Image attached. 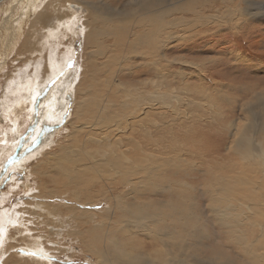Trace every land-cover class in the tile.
<instances>
[{"label":"bare ground","instance_id":"6f19581e","mask_svg":"<svg viewBox=\"0 0 264 264\" xmlns=\"http://www.w3.org/2000/svg\"><path fill=\"white\" fill-rule=\"evenodd\" d=\"M13 1L15 5L18 2V0ZM21 3L20 6L24 10L21 12L24 13L21 15L23 18L18 15L21 19V21L16 19L19 24L15 21V26L9 28L10 33L15 31V36L12 38L15 39V42H12L14 47L18 42L17 39L21 38L19 36L21 28L26 27L27 24L28 27L19 47L11 52V60L7 58L10 63L2 77L7 79L6 87L10 88L9 95L12 98L0 102V123L9 121L13 126L10 130L11 134L18 133L20 127L17 121L23 114L28 116L33 112L31 104L36 99L34 98L36 93H40L57 73L65 72V77H61L62 88L54 91V97L57 102L59 101L58 106L61 111L63 107H69L66 104L72 103L74 95L75 123L71 128L70 140L67 145L52 147V153L47 160L39 162L34 168L42 171L50 169L58 175L62 187L70 189L71 200H59L60 202L57 200L56 203L47 199L24 200L14 203L10 209H4L0 213V257H5L1 264H7L9 260L13 263L15 260H21L36 264H51L52 262L46 261L48 258L45 260L42 257H35L39 253L47 256L53 253L49 247L55 242L47 240L45 233L47 230L54 234L56 231L63 233V229L67 228L72 229L67 232L72 234V241L79 246L80 254L90 255L92 264H202L196 259L201 256L197 238L198 232L204 225L201 222V214L194 211L196 203H192L190 198L194 194L200 197L206 194L205 196L210 197L209 207L215 208L214 203L219 206H232L225 198H233L234 186L244 189L248 196L257 202L253 212L255 217L251 215L255 219L252 220L249 216L243 217L244 215L238 213L237 218L242 217L240 222H243L222 240H233L234 236L235 245L248 247L258 242L260 238L259 236L255 238L254 233L257 228L263 231L261 222L264 218V199H262L264 198V159L260 160L264 158V113H258L256 106L250 107L251 100L242 113L239 111V115L250 113L251 118L246 123L236 121L232 115L224 117V114L220 116L211 113L210 117L203 118L190 115V110L204 107L205 103L209 104L216 99L221 101L225 97L219 94L214 96L210 94L209 97L205 94L206 88L202 85L190 88L188 84H183L182 87H187V91H184L185 88H179L184 93L178 92L180 89L171 86L169 84L171 73L168 69L173 60L169 55L172 48L168 44L178 37L177 34L171 35L172 27L207 24L218 25L219 28L223 25L244 27L245 23L253 25L254 20L263 23L264 9L256 12V8L264 5V1L251 3L249 0H42L38 9L37 0H26L25 3ZM11 7L12 5L9 11ZM20 9L22 8H19V11ZM61 9L67 11L66 16L69 21L64 22V17H56L63 14ZM185 9H191L195 16L189 19L180 18L174 23L169 21L171 14L181 13ZM19 11H16V14ZM28 14H31L32 18L24 23ZM4 21L7 22V28L11 22H14L6 19ZM55 26H58L56 30H54ZM76 28L79 29V36H82L85 51L83 49L80 53L81 63L75 62L77 68L68 71L67 67L73 56V50L68 45L70 40L66 44L68 51L65 50V55L62 60L59 59L60 61L57 60L58 48L56 49L52 43L65 38L63 37L65 31L74 36ZM230 30L232 31L231 27ZM180 36L184 39L188 36L194 37V34ZM43 39L49 46L46 69L42 70L39 61L37 71L30 77H24L22 84L12 82L13 78H8L11 68L18 72L20 70L18 64L21 60L29 58L33 53L40 57L44 50ZM107 39L111 42L107 50L109 53L113 52L106 56L107 50L102 44ZM4 57L0 48V64H4ZM233 58L238 66L242 65L239 56L233 55ZM116 63L118 65L113 68ZM184 64L196 68L197 80L203 78L200 70L204 66L190 61ZM227 67L230 70L231 66ZM123 71L126 74L135 73L136 80L133 83L121 82L123 78L120 79V74ZM36 73L41 75L40 80H37ZM142 77L143 79L139 80ZM3 79L1 80L4 81ZM194 91L199 95L195 96ZM29 97H32L33 101ZM135 97L137 98L129 101ZM241 97L243 99V96ZM93 103H105L110 109L102 106L95 108ZM171 113L179 117L172 118L169 121L172 123L169 124L167 122ZM60 115V119H63V112H60ZM223 122H228L227 128L223 127ZM244 134H251L245 144L241 141ZM157 135H161L163 140L161 141L159 137L156 139ZM63 142L65 143V140ZM212 149H214L212 153L228 152L233 162L229 168L236 173L240 171V176H235L234 173L230 176L217 175L216 188L208 189L206 192L201 189L199 194L195 192L196 188L192 184H190L192 187L189 183L187 185L184 179L198 172L200 169L198 165L205 161L199 156L207 154L206 152ZM240 152L246 155L243 157ZM256 180L260 183L258 182L256 189H252L251 185ZM200 181L199 185H203V181ZM123 184L128 189L124 187L125 190ZM207 185L212 187L211 181ZM103 187L109 189L105 191ZM92 190L96 191L98 196L110 200L105 210L94 212L87 210V205L78 206L69 203L71 201L76 203L79 198H90V194L86 192ZM103 192L104 196H102ZM149 192H154L158 196L174 194L176 198L173 199L180 210L173 209L169 198L160 200L138 198ZM220 198H223L221 202H219ZM240 205L245 204L240 203ZM24 206L29 210L30 216L27 226L22 221V215L16 211L18 207ZM236 206L233 203L234 209ZM79 210L83 212L80 213ZM209 210L218 214L221 211L225 217L230 216L222 209ZM191 217L194 218L190 222L191 232L188 236L189 244L186 246L183 228L176 231L172 225ZM237 218H232L233 221L230 222L217 220V223H213L217 227L233 228V223L239 221ZM204 222L208 228H212V222L208 218ZM11 231H14L13 237L9 235ZM201 234L207 241L215 242L217 239L213 233L203 231ZM246 235L250 236L249 241L246 240ZM116 237L120 242L116 241ZM17 238L21 240V247L17 244L11 245L14 239V244L16 241L20 243ZM16 248L33 253L29 257L21 255L16 253ZM173 248L182 249L180 255L175 256ZM183 254H186L185 257L182 256ZM229 256L225 255L224 264H227L226 259ZM215 257L216 261L221 259L220 256ZM258 264H264V254L261 255Z\"/></svg>","mask_w":264,"mask_h":264},{"label":"rangeland","instance_id":"374dc122","mask_svg":"<svg viewBox=\"0 0 264 264\" xmlns=\"http://www.w3.org/2000/svg\"><path fill=\"white\" fill-rule=\"evenodd\" d=\"M20 1L25 3L26 0L24 1L18 0V2L15 1L17 3L16 5L13 4L14 3L13 0H0V35H1L0 48L3 51V55L5 56L4 57L5 59H3L4 64L3 63L0 64V66L2 65V70H0V73L2 72L0 75V102L3 99L10 100L12 98L9 95L10 88L6 87L8 86L7 79L2 76H4V74L6 73V70H7L6 67L9 66L10 60L12 58L10 56L11 52L15 51L19 47L23 34L27 30L26 27H28V24H27L26 27L21 28L20 30L21 35H19L21 38L17 39L18 42L16 41L17 43L14 47L13 46L14 43L12 42L13 41L15 42V39L12 40V38H14L15 36L14 35L15 31L12 32L13 37H11L12 33L10 32H11V29L13 28V25L15 26L17 20L20 18L21 19L23 18L21 15H23L24 13H21V12H23L24 10H23V7H21L22 3ZM41 1L42 0H37V9L39 8V4L41 3ZM43 1H47V0H43ZM249 1H251V3H256L259 0H249ZM10 5H12V7H11V10L9 11ZM19 8H22V9H20L19 11ZM260 9H264V5H261L258 8H256V12H258ZM16 11H19V13L16 14ZM61 11L63 12V14H60L56 17L58 18L64 17L63 19L64 22L69 21V18L66 16L67 11L63 9H61ZM18 15H20L19 16L20 18H18ZM193 16H195V13L191 9H185L181 13L171 14V18L169 21L174 23L180 18L189 19L190 17H193ZM31 18H32V15L28 14L24 19V23H27ZM4 19H6V21L8 20V21H14V22L16 21V22L15 23L11 22V24L7 28V22H5ZM21 19L18 21H21ZM254 21H253V25L249 23H245L244 27H241V26L236 27V25L235 26L234 25H227V26L223 25L222 28H219L218 25H212V24L210 25L207 24L204 26L196 25V26H179L177 28L172 27L171 35L177 34L178 37L174 42H171V44L170 43L168 44V46L172 48L170 54L169 52L168 54L173 60L171 67L168 69V71L171 73L170 80L172 81L171 82L169 80L170 81L169 84L173 86L174 88L176 87L178 90L180 88H183V89L185 88L184 89L185 92L187 91V87H182L184 86L183 84H188L190 88L202 85L206 88L207 92L205 91V94H208L209 97H210V94H212L213 96L216 94H219L222 97H225V99L221 101L216 99L214 101H210L209 104L205 103L206 105L204 107L200 106V108H195L193 110H190L189 111L190 115L192 116L195 115L197 118L199 117L203 118V117H208V116L210 117L211 113H216L217 115H220V116H223L224 114V117H227V116L231 117L232 115L233 118L235 117L236 121L239 120L241 123H246L251 118L250 113L248 115V113L245 112L243 115H239L240 114L239 111L242 113L245 110V108H247L251 100L252 101H251L250 107L252 105L256 106L258 108L257 109L258 113L260 114L264 113V22L262 23V22H258V21L254 22ZM17 23L19 24V22ZM230 27L232 31L230 30ZM9 28L11 29L9 30ZM57 28L58 26H55L54 30H56ZM189 34L190 35L194 34V37L188 36L182 39L180 36V35H189ZM75 35H78V36L74 37ZM75 35L73 36L72 34L65 31L63 32V37L65 38L60 39L59 41L56 40V42L54 41L53 43L51 42L53 46L55 45L56 49L58 48L56 50L58 52L57 60L59 59L62 60V58L65 55V50L68 51L66 48V44L68 40H70L68 45L70 46L71 50H73V56L71 57L70 62L68 64V67H67L68 71H70L72 68H75V69L77 68V63H75L76 61H79L81 63L80 53H82L83 49L85 48L83 46V40L81 38L82 36H79V29L77 28H76ZM106 41H103L102 46H105L106 47L105 49L109 50V44L111 42L108 41V39ZM8 43L10 47L8 46ZM43 47H44V50L41 53L40 57H37L33 53V55H31L29 58L22 59L21 62L18 64L20 70L17 72L16 69L11 68L8 78L11 77L13 78L12 82L18 83L19 85L22 84V79L24 77L26 76L30 77L37 71V65L39 61L41 62L42 70H45L46 69V56L48 54L47 50L49 47L45 39H43ZM108 50L105 53L106 56L110 55L111 52H113V51H110L109 53ZM105 55H102V57H105ZM233 55L239 56L241 58L242 65L240 64L238 66L236 64L237 61L234 60ZM7 58H9L10 60ZM99 58L102 59L100 56ZM118 61L119 60H116V62ZM186 61H190L195 64L204 66V68H201L200 70L203 78H200V80H197L195 78V76L197 75L196 68L192 66H187L186 64H184V62ZM116 65H118V63H116L113 68H115ZM228 65L231 66L230 70H228V67H227ZM119 68H120V65L118 67V70ZM62 72H60L59 74L57 73V75H55L53 79H50L52 81H49L40 93L38 92L36 93V95L34 96V98L36 99H34V101L32 97L31 98L29 97V99L33 101L31 104L33 112L32 113L30 112V115H28V112H27L28 116H25L23 114V116L19 117L20 119L19 121H17L18 122L17 125L20 127V129L18 130V133L11 134L10 130L13 129L12 128L13 126L10 125L11 123L9 121H6V122L3 121L0 123V154L1 155L3 154L2 157L0 155V158H1L0 159V213L4 211V209H10L11 205H13L14 203H19L24 200L34 201L37 199H41V200L47 199L52 203H56L57 200L58 202H60L59 200H62V201L71 200L70 189L69 188L64 189L62 187V181L58 175L53 173V171L50 169L42 171L40 169L34 168V166L38 164L39 162H45L47 160V158L50 156V153H52L51 152L52 147L56 148L61 145H67V143H69L70 136H71V128H73V125L75 123L74 114H73L75 110L74 108L75 103L73 101L74 93H72L73 95L72 103L66 104L67 106H69V112L67 111L68 107L67 108L63 107L64 109L62 108V110L59 111V108H60L58 106L59 101L57 102L56 98L54 97V93H55L54 91L59 90L60 88H62V86L60 85H63L62 78L65 77V72L64 71ZM240 73H241V76H240ZM36 74L38 75L37 80H40L41 75H39L38 73ZM134 74H126L123 71L120 74V79L123 78L121 82L133 83L137 78V77H134ZM1 79H3L4 81H2ZM140 79H143V77L139 78V80ZM51 92L53 93V96ZM178 92L182 93L183 91L180 89ZM193 94H195V91ZM198 95L199 93L195 94V96H198ZM239 95L243 96V99ZM136 98L137 97L131 100L129 99L128 100L132 101ZM96 99L94 100V102L96 101ZM68 100H70V98ZM63 103L65 102H62V104ZM212 104L214 105V107ZM229 104H232V105H229ZM93 106L95 108L102 106L104 108L110 109V106L106 105L105 103H98V104L93 103ZM223 108H224V111H223ZM49 109L52 111H50ZM60 112L61 113L63 112V119H60L61 118ZM233 114L235 115L233 116ZM169 116H170V119L168 118V122H167L169 124L172 123V122H169L172 118L179 117L175 113H171ZM237 116L239 119L237 118ZM205 122H209V121L205 120ZM223 127L227 128L228 122H223ZM56 128H57V131H56ZM250 136L251 134H244L241 140L242 143L245 144L246 140L249 139ZM158 137L159 139H161V141L163 140V137L161 135H157L156 139H158ZM63 140H65V143L63 142ZM48 143L49 145H46ZM12 144L13 145L15 144V145L13 146ZM213 150L214 149H212L210 152H206L207 154L200 155L199 157H202L203 159H205V161L201 165H198L200 169L198 170L197 173H193L192 177H188L184 179L186 184L187 185L188 183L189 185L192 184L196 188L195 192L199 194L201 193V189L205 190L206 192L208 189L216 188L215 186L218 184V179L215 180V177L217 175L219 176L229 175L230 176L232 175V173H234L235 176L236 175L240 176L239 175L240 171H237L236 173L232 171V169L230 170L229 167H231V164L233 162L231 161L228 152L222 151L221 153H212ZM240 153L243 157L244 155H246L242 152ZM262 159L264 158H261L260 160ZM257 168H260V167H257ZM204 173H206L205 176H204ZM211 173L213 174V176ZM200 180L203 181V185L202 184L199 185V183L201 182ZM259 180H256L255 183L251 185L252 189H256L258 182L260 183ZM209 181H211L212 187H208L209 185H207V183H209ZM196 184L199 185L200 187L197 186ZM124 185L125 184H123V188L125 187L126 189H128L127 186H124ZM192 185L190 186L192 187ZM108 189L106 187L105 188L103 187V190L105 191ZM94 190H92V192L91 191L86 192L90 194V198H79V200L76 203L74 201L73 202L71 201L69 203L71 205L77 204L78 206L87 205V208H88L87 210L90 209V211H94V212L105 210V208L109 206L110 200L106 198H102L100 195L98 196V193H95L96 191ZM116 191H118V188ZM104 192L102 196L105 195ZM88 194H87V197L89 196ZM194 195L191 196L190 199L192 203L194 204L196 203L194 205V211L195 213L198 212L201 214V219H202L201 222L204 225V227L198 232V238H197L198 243L197 244H198V248H199V252L201 256L197 257L196 259L202 264H221V263L224 264L225 255H228V256L231 255L229 256V258L226 259L227 264H258L260 261L261 255L264 254V245H263L264 244V240H263L264 239V218H262V222H261V225H263V231H259L257 228L255 229V233H254L255 238L259 236L260 239L258 242L252 244L251 247L244 246V245L239 246L237 244L235 245L234 236H233V240L232 239H228L226 241L222 240L224 236H228V233L232 229L234 231L236 226L243 222V221L240 222V219H243L242 217H240V219L237 218L238 213H240L242 216L244 215L243 217L249 216L250 218L251 215L252 217H255L253 216L254 215L253 212L255 210V206L257 202H255L252 198H250L247 192L239 186L233 187V198H225L227 199V202L230 203L232 206H219L216 203H214L213 206L215 208L209 207L210 199L208 198L210 197L205 196L206 194L203 195V197L196 196L197 194L195 196ZM138 198H152L156 200L169 198V202L171 206L173 207V209L180 210V207L177 206L175 200L173 199V198H176L174 194L166 195V196H158L154 192H149L145 196L144 195L138 196ZM202 198H205V200H203ZM222 199L223 198H220L219 202H221ZM90 201L92 202L88 203ZM103 202H105L106 204L105 203L103 204ZM233 203L237 205L235 209L233 208ZM240 203H244L245 205L241 206ZM217 208H218V211L220 209H222V211L223 210L226 211V213H228V215L230 216L225 217V215H222L221 211L218 214V212L209 210V209L217 210ZM16 211L22 215V221L24 225L27 226L30 221L29 210L26 208V206H24V207H18ZM79 212L82 213L83 211L79 210ZM203 212H204V216H203ZM218 215H220V217ZM193 218L194 217H191V218L183 220L182 222L176 225H172L174 230L176 231H179L181 230V228H183V234L186 236L184 245L186 246L189 244L188 236L191 232L190 222ZM207 218L212 222V228H208L206 226V223L204 221H207ZM232 218H237L239 220L233 223V228L217 227L215 225V223H217V220L219 221L224 220L226 222H230V221H233ZM254 219L255 218H252V220ZM63 230L64 231L66 230V231L65 232L63 231V233H61L60 231H56L57 234L56 233L54 234L53 232H49L47 230L46 232L47 234L45 233V237L47 238V240L53 243L55 242L54 245L50 244V247H49V250L51 249L50 251L53 253L51 254V256L50 255L47 256V255H43L39 253L35 257L37 258L42 257L45 260L48 258L46 261H49L50 263L52 262L51 264H92L91 256L88 254L81 255L79 252L80 250L79 246H77L72 241V238H73L71 237L72 234H69L67 232V230H72V229L67 228ZM203 231L215 234L217 236V239L215 240V242L204 240L201 234V232ZM59 232L61 233V235H59L60 234ZM9 235L13 237L14 231H11ZM16 236L17 235H15V237ZM68 237L70 239L69 240L70 242L68 241ZM245 238L247 241L250 240V236L248 235H246ZM14 240L11 241V245L15 246L17 244V245H20V247L22 246L20 239L17 238L16 240H18L20 243H17L16 241L15 244L13 242ZM175 240L176 238H174L173 241ZM66 241L69 243H67ZM116 241L120 242V240L117 237H116ZM218 244H221V245L218 246ZM15 250H16V253L21 254V255H27L28 257L33 253L32 251H26L21 248H16ZM181 250L182 249L176 250L175 248H173L172 251L175 256H178L180 255ZM65 255L67 256L64 257ZM185 255L186 254H183L182 256L185 257ZM215 256L217 257L220 256L221 259L216 261L214 259L216 258ZM0 258H1L0 259V264H1V262L4 260L5 257L4 258L0 257ZM11 262L12 261L9 260L7 264H36V263H32L28 261H21V260L20 261L15 260V263L13 262L11 263Z\"/></svg>","mask_w":264,"mask_h":264},{"label":"water","instance_id":"95a60500","mask_svg":"<svg viewBox=\"0 0 264 264\" xmlns=\"http://www.w3.org/2000/svg\"><path fill=\"white\" fill-rule=\"evenodd\" d=\"M67 111L69 112V107H68Z\"/></svg>","mask_w":264,"mask_h":264}]
</instances>
